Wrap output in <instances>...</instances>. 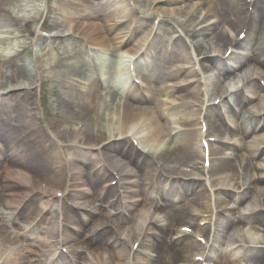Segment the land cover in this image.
I'll return each mask as SVG.
<instances>
[{"label": "bare ground", "instance_id": "obj_1", "mask_svg": "<svg viewBox=\"0 0 264 264\" xmlns=\"http://www.w3.org/2000/svg\"><path fill=\"white\" fill-rule=\"evenodd\" d=\"M41 0H6L8 4H11L12 7L16 10H20L23 14H27L29 17H26L25 19H32L35 20V15H37V11H32V5H34L35 2H40ZM88 1V2H87ZM81 0V9H78L75 13L69 14V17L66 20H64V26L71 24L73 21L78 19V23H84V25H80V27L77 26V29L71 33V36L73 38H78L80 41L86 43L87 46L83 47L82 52L85 54L86 58L93 61L94 66L90 67L87 64H85L84 61L82 62H70L67 63L66 60L70 58L72 55L70 52L66 51V57L63 59L57 58L54 60V62H50L49 64H55L53 65L52 73L54 75V78L58 80L59 83V90L56 93V104L58 110L61 112L62 118L65 116L70 117L71 119H74L79 122H84L89 127H93L97 130V132L100 134L97 138L98 140H103V152L108 158L109 162L112 165H118V164H127L130 166L129 169L126 168L124 165V168L127 169L126 177L124 178L125 181H133L132 185H129L126 187V189H131L134 191H139L142 193H147V188L143 185H140L136 180V171L135 166L137 165L136 161H129L127 158V153L124 154L121 152L120 144L122 145L123 142L121 141L122 137L124 135H127V133L131 132L133 127L135 128L137 122L141 121L140 128L137 130V138L139 140L140 145L148 152L149 157H159L163 161L170 163L171 161H175L177 159H187V160H195L202 157V152L198 150L197 148V142H195V136L194 133H191L188 135V137H182L176 136V133L173 134V136L170 135V123H183L184 127L188 125L197 126L195 125V115L196 111L193 109H188L189 111H181L177 112L176 114H167V111L169 110L172 103H161L159 102V98L163 97V93H168L169 91L165 90L164 88H160L158 86L159 79L162 77L168 75L166 72V69L162 65L154 64L151 68L153 69V72L156 74H152L150 71H148L147 67L142 63V61L137 60L135 63V66L137 68L138 73L141 76H144V78L148 81L149 85L146 86L145 90L143 92L149 93L150 97L148 99H143L140 97L136 92V90L132 86H128L126 89V95H127V102L124 101H116L113 97L110 99L108 103H106L103 107V109H99V101L101 99L100 94L98 93V90L96 91V85L95 81L96 79L101 76L102 74L106 76H112L117 71L116 63L120 62V60H117L118 56H116V51L119 49L117 46L122 41L125 42L124 44L120 45L122 47H126V54H136L137 49L141 44H144V40L146 36L148 35L146 28V18L143 19V22H138L137 26L135 27L133 31L132 37H130L127 41H124V37L126 36V33L124 32L125 26L123 27H107L108 23H112L117 19H124L128 18L126 15L127 8L124 5L122 0H116L117 4L120 5V9L118 11H112L109 8L108 3H105L103 1L95 2L96 0H93V2L89 3V0ZM141 1V0H137ZM152 1H158V0H152ZM180 2H183L182 0H159V8L157 7L155 11L162 14L163 16H171L174 20L178 22H182L179 17L182 15H185L189 18V26H193L196 24L194 22L195 16L197 12H200L199 7L200 3H197L195 5L190 4H180L177 5ZM211 3H206L204 5H209L210 8L208 9V14L210 15L212 13L211 18H216L219 20V24L224 25H231V26H237L238 31L240 28L246 27L248 36L246 38L247 42L250 43H257V39H260L261 34L264 32V28L258 23L257 14L258 10L262 6H264V0H258L254 6L255 13L253 12L248 16L247 10L245 9L243 0H212ZM24 2V5L21 3ZM87 2V5L85 4ZM160 9V10H158ZM0 11L2 9L0 8ZM201 13V12H200ZM247 14V15H246ZM3 15H7L6 11L3 10ZM203 22L205 21V18ZM198 18V17H197ZM115 19V20H114ZM5 20H7V17L5 16ZM145 20V21H144ZM207 20V19H206ZM99 21V22H98ZM75 22V23H76ZM206 22V21H205ZM164 22H160L158 24L157 31L155 29L153 38L150 42L149 48L151 50H160L163 46V36L164 31H169V29H166L164 25L162 24ZM7 24V22H5ZM10 24V22H8ZM193 30L195 34V44H194V51H200L199 53H202V49L204 48L205 44H212V48L208 47L207 50L204 52H207V55L205 56L206 59L204 61V65L213 64L215 67H218L222 71L221 73L217 74V82L210 81V87H218L221 85V82H219L220 77L225 78V75L229 74L228 78H231L232 76L230 74H234V72H240L245 71L247 66H256V72L252 73L255 76L261 77V75L264 73V56L263 54H254L251 57H239L235 51H231L228 57L225 59L227 63H233V67H228L224 65L222 61L219 60V58L216 56V54L223 52H220V49L224 46V49L226 48L229 38L226 36L224 31L217 30L214 26H204L200 29H194ZM123 31V33H121ZM187 31V30H186ZM189 31V30H188ZM12 34V33H11ZM18 35V33L16 34ZM141 35L139 41L136 43V45H133V47H128L132 40L137 36ZM19 36V35H18ZM13 38H17V36H12ZM16 41V39H14ZM14 41V43H15ZM178 46L179 48H182V39L178 38ZM242 42V41H241ZM3 42L0 41V44ZM243 43V42H242ZM242 43L238 42L237 46L240 50H245V47L242 45ZM16 44V43H15ZM20 47V46H19ZM211 49V50H210ZM237 49V48H235ZM234 49V50H235ZM102 52H105V56L102 54ZM203 52V53H204ZM13 52H5L4 54L0 53V62L1 65L4 64L10 67L12 70L13 76L17 80H23L25 78L26 69L23 66H18L14 64V60H6V55H10ZM219 55V54H218ZM116 58V60L114 59ZM7 71V69H6ZM8 72V71H7ZM11 74L10 72H8ZM169 76V75H168ZM8 79V77H7ZM8 81L0 76V86H4L5 83ZM27 88V85H24L21 81L18 83L13 84L6 90H1L0 92V104L5 107H9L14 105V102L11 100L12 93L17 90H25ZM1 89V88H0ZM172 91H183L187 92L186 97L182 100L180 97H177L176 99L179 101H185L186 98L196 100L198 97H195L197 95V88L195 86L188 85L186 88H177ZM248 93L250 95V101L255 100L257 102L262 101L263 98L260 96V89L256 84H251L248 86ZM72 94L76 98L77 101H74L72 98ZM176 97V96H175ZM234 99L237 103V105H243L242 100L235 94ZM102 100L101 103H103ZM106 102V101H105ZM86 104V105H85ZM96 105L95 111L89 110L90 105ZM184 108H186V102L183 103ZM101 110V113H100ZM116 110L117 114L114 117V111ZM216 110V109H215ZM259 110L262 111V121H259L263 123L264 127V105L259 106ZM181 113V114H180ZM72 116H71V115ZM27 115L29 117V113L26 115L21 114V120L24 122V120H29V124L31 123V127L36 126V121L34 117L27 118ZM33 115V114H31ZM183 115H186V118L183 117ZM177 116V118H176ZM20 117V116H19ZM107 118V120H106ZM206 122L208 121V130L214 131L213 129L214 124L217 125L219 123L218 118L219 114L216 113L213 109H210L206 114ZM109 128L107 129L108 135L101 139L100 136L103 132L102 126L104 127L105 122H108ZM115 125L114 133L110 134L112 131V126ZM114 127V126H113ZM102 128V129H101ZM261 128V127H260ZM147 131V132H144ZM253 130V129H252ZM1 133V132H0ZM15 132L12 130V132L9 135H4L3 133L0 134V139L5 142V147L3 150L0 151V159L9 160L11 162L18 163L20 165H23L24 167H29L32 170L35 171L36 175H43L44 178H50L52 182L50 181L49 184L53 185L55 188L61 187L63 184L64 176L62 177L61 184L58 182H54V176L56 173L63 172L62 169V162L59 160V157L55 155V152L53 149H48L46 152L41 148L42 145H44V139L41 135L37 136V142L35 146L30 148V152H33V149H37L38 151L42 150L44 158L43 159H34L32 154L28 152H24L23 150H20L19 143L13 139V134ZM238 134L242 136V140L244 138L248 139V133L247 128H243V130H238ZM150 136V140H147L146 137ZM167 135V138L164 137ZM255 135V134H254ZM68 139H70V143L75 141L77 143V146L75 147V150H72L67 153V157L69 161H67V165L72 170V176L71 181L77 185V183L80 181L83 183L82 187H85L87 191L84 194H78L76 191L73 192V195L70 196V199L74 198L75 201H80L82 199L88 198H94L93 201H101L106 205V207H100L99 209H95V213L98 212L101 218L103 219H109L114 218V215L108 210L110 208L111 210L118 209V205L112 206L108 205L107 202H105V194H103V191L99 188V181L103 178V172H97L93 176H89L88 174H85V170L87 167V163L89 162H95L94 165L98 163V157L96 155V150H100L102 152V148L98 149L97 146L92 144V138L90 134H81L77 133L76 135H68L66 136ZM114 139H118L119 142L114 143ZM254 141V140H253ZM257 146H252L254 150L252 151L249 146L245 143L242 145H238L237 149L241 150L242 155L240 156V160L238 158V162L246 160V152H249L250 159H258L260 158V155L263 151L255 150V148H258V146H264V143L259 142L258 140L255 142ZM165 144V147H164ZM116 148V151L114 150ZM264 150V148H263ZM35 151V150H34ZM222 153V149L219 148H211L210 150V156H212L214 161L218 163V161L221 162L219 159V156ZM224 155V154H223ZM238 157V156H236ZM44 160V162H43ZM230 160V159H226ZM126 161V162H125ZM44 163V164H43ZM48 163V165L46 164ZM242 163V162H241ZM219 164V163H218ZM223 164V163H220ZM60 167L56 171V166ZM93 165V166H94ZM239 165V164H237ZM220 166V165H219ZM8 167V166H7ZM55 167V168H54ZM214 168H217V165L214 166ZM238 167L236 166V169ZM256 167H254L255 169ZM173 169V168H172ZM56 171V172H55ZM150 172V168L146 166L144 173L147 174ZM258 180V179H257ZM32 179L26 180L21 178H13L10 175L8 178L6 176L0 177V206H5L8 209L11 208L12 205L19 206L23 199H25L26 195L29 194L26 190V187L28 185L31 186ZM259 184L254 186L253 193L249 196V198L255 202L256 198H261V201L264 204V187L263 182L258 180ZM194 187H192V190L196 191V196L198 198H191L189 200H197L201 201V204L194 202V207H200L204 206V208H208L205 205V202L207 200V197L205 195V192L202 191V186L195 184ZM190 184V183H188ZM79 186V185H77ZM183 192H187L190 190V188H185L184 183H182ZM34 190H37L38 193L34 195V198L30 200V202L20 211V214L25 212L26 210L34 212L36 217H39V220L37 223H34V219L31 220H25L26 227L30 226V224H33L31 229L26 231V227L23 229L16 230L15 232L12 231V223L14 220H12V216L7 219H1V225H0V237L1 233L3 231H7L12 236L10 238L8 237H2L0 238V250L2 242L9 241L8 243H22L25 244L27 247L32 248L29 252L32 254L34 251L33 248H40L41 250L38 251L42 256L45 257L44 260H41L40 263L43 264L47 262L48 257H53L55 250L52 245H47V243H50L53 238L62 237V239L67 243H73L75 245L83 244L86 248V252L88 257L84 258L86 261V264H102V258L104 255H107L105 264H128L127 261V250L126 246L123 242V237L120 234V229L118 230L115 225H112L109 227L108 230H104L100 224H92L89 228V231L93 232V239L91 241H86L84 244L83 242L77 241V236L74 234L69 233L65 228L60 229L59 223L56 222L54 218V213L49 214L48 212H42L45 211V207H49V205L52 202H55L52 200V196L50 194H47L43 191H41L39 188L34 187ZM30 192V191H29ZM173 193V192H170ZM174 195H180L175 193ZM80 197V198H77ZM129 199V198H127ZM188 208L192 209L194 207H191V201H186ZM203 202V204H202ZM30 204H37L36 207L31 209ZM80 206V205H79ZM113 208V209H112ZM128 209V208H127ZM171 214V220H186L189 222L191 218L186 217L185 208L184 206L177 209V207H170ZM85 206L78 209L80 213L84 212ZM49 211V210H46ZM137 211H139L137 209ZM193 211H198V208H195ZM94 213V209L92 211ZM229 212V211H228ZM16 211H13V214H15ZM76 213V214H74ZM11 213L8 215L10 216ZM79 215V216H78ZM255 219V225L252 226V240L249 243V248H245V250H238V252L234 255L235 261H247L250 264H264V246L261 244L260 240L257 239L256 234L260 231L264 232V211L259 212L257 214ZM65 219L68 223H73V226L79 224H87L90 221H85L82 218H80V214L75 211L67 210L64 214ZM92 214H90L89 217H91ZM263 216V217H262ZM119 220V218H118ZM122 222L124 225H130L129 221L125 217H121ZM240 220V219H238ZM139 220L135 221L133 224H131L132 227L135 229L136 237L140 236L145 232L146 229H143L140 227ZM40 224L46 226L47 231L41 232L40 230ZM238 226L242 227L244 225V221L240 220L237 221ZM156 228H158V232L164 231L159 225H155ZM78 228V227H77ZM262 230H259V229ZM150 230V229H147ZM75 231L76 228H75ZM36 236L39 238H43L45 240V243L39 242L32 238V236ZM160 235V234H159ZM151 243V239L148 238L145 233L142 235V244L141 248L144 246V244ZM183 248L182 249H176L175 247H169L168 245H160L161 248H156V252L158 256L160 257L156 264H174V260L178 259L180 254H185L186 256L191 253V248L193 247V244L182 239ZM246 243V242H245ZM248 244V243H247ZM25 246V247H26ZM149 251L152 246L148 245ZM156 247V246H155ZM159 247V246H158ZM140 249V248H139ZM154 252V250L152 251ZM132 259L134 261V264H144L149 263L148 260L140 257L139 252H135L131 255ZM19 259L25 260L24 257L18 256ZM230 260V261H229ZM225 259V264H231L233 263L231 259ZM179 261V260H178ZM23 264H26L24 262ZM28 264H31V262H28ZM56 264H62L61 260L56 262Z\"/></svg>", "mask_w": 264, "mask_h": 264}, {"label": "rangeland", "instance_id": "obj_2", "mask_svg": "<svg viewBox=\"0 0 264 264\" xmlns=\"http://www.w3.org/2000/svg\"><path fill=\"white\" fill-rule=\"evenodd\" d=\"M53 12H54V19L57 20L56 22L58 23L59 22V18H58L59 16L56 14L57 11H55V8H54ZM8 18H9V20L11 19L10 16ZM13 28L17 29L15 22H14V27ZM234 28H236V27H234ZM263 38H264V35H263ZM263 46H264V44L260 45L261 48ZM81 50H83V49L82 48H78V49L74 48L73 50H68V52H70V54L72 56L70 57V59L67 62H70V61H73V60H76V59L79 61V59L81 57H84V54H83L84 52H82ZM65 51L66 50H64V51H62V52H60V53H58L56 55H53V53H48V54L46 53L45 55L42 54L41 56H39V67H41L42 69H48V68H45V67H47V64H49L51 61L53 62V60H52L53 58H55L56 56H61V57L65 58L67 56L66 55L67 53ZM21 60H22V63H24L28 67V69H26V73H25V77L26 78H25L24 84L29 86L31 84V82L34 81L33 73L31 71V65H30V56L28 54L22 56L20 58V60H17V64L18 65H16V66H21L22 65V63L20 62ZM51 66H53V65H51ZM48 67H50V66H48ZM6 68L11 73V79L9 80L11 83L8 81L7 85H5L3 88H6L7 86L11 85L13 82H16V79L13 76V73H12V70L10 69V67L6 66ZM56 81L57 82H54L53 80L52 81H48L44 85L41 86L42 91L44 92V97L43 98H44V101H45V105L51 112H56L57 111L55 109V107L57 108L55 95L58 92V90L60 89L59 88L60 85H59L57 79H56ZM27 96L31 97L30 103L27 102ZM21 98H23V99L21 100ZM37 99H38V94H37V92H34V90H30V93H29V90L25 91V92L24 91L15 92V93H12V98H11V100H14V102H15L13 107L11 109H8V108L4 107V109L10 110L9 113H12V112L15 113V109L18 112H20V111L24 112V109H26V107H27L26 104H30L32 106V104H34V103L36 104V100ZM56 113H58V112H56ZM65 118H69V117L65 116ZM65 118L63 120H60V122L61 123H65L64 122ZM57 120L58 119H52L51 122L54 123V124H57ZM30 260H35V258L31 257Z\"/></svg>", "mask_w": 264, "mask_h": 264}]
</instances>
